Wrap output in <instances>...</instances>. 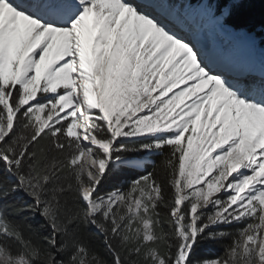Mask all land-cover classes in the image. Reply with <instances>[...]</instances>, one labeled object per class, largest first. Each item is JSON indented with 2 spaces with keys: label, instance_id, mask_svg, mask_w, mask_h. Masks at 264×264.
Here are the masks:
<instances>
[{
  "label": "snow or ice",
  "instance_id": "1",
  "mask_svg": "<svg viewBox=\"0 0 264 264\" xmlns=\"http://www.w3.org/2000/svg\"><path fill=\"white\" fill-rule=\"evenodd\" d=\"M0 264H264V0H0Z\"/></svg>",
  "mask_w": 264,
  "mask_h": 264
},
{
  "label": "trees",
  "instance_id": "2",
  "mask_svg": "<svg viewBox=\"0 0 264 264\" xmlns=\"http://www.w3.org/2000/svg\"><path fill=\"white\" fill-rule=\"evenodd\" d=\"M213 253H214V249L212 248V246H207V249L205 250V254L210 256Z\"/></svg>",
  "mask_w": 264,
  "mask_h": 264
}]
</instances>
